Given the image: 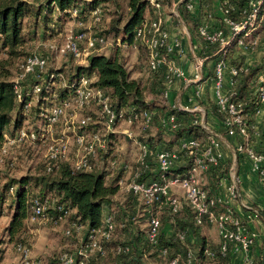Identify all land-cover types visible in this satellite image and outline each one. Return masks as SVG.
Instances as JSON below:
<instances>
[{
  "label": "built area",
  "instance_id": "1",
  "mask_svg": "<svg viewBox=\"0 0 264 264\" xmlns=\"http://www.w3.org/2000/svg\"><path fill=\"white\" fill-rule=\"evenodd\" d=\"M147 1L155 12L161 10L163 0ZM52 6L57 9L54 3ZM192 6V2L186 5L188 10ZM229 9L233 10L235 17L229 16ZM219 10L220 25L211 26L205 21L198 23L197 30L201 40L206 45L217 48L222 55L228 53L233 43L245 49L256 47L258 39L254 34L260 28L264 29V0H245L243 7L233 6L230 0H220ZM66 11L71 19L76 21L78 28L69 30L60 44H50L49 48L59 56H68L79 60L81 65H87L88 58L101 53L107 40L98 31H86L83 18L89 14L94 26H97L101 22V8L96 5L83 10L74 5ZM157 14L153 19H144L137 25L135 35L147 48L149 68L162 71L164 88L160 91V97L166 100L173 79H187L183 70L174 62L175 56L182 53L181 41L179 38L170 39L161 15ZM199 64L201 65V61ZM47 67L46 54L31 53L18 64L17 72L10 80L15 106L20 111L22 120L18 127L12 126L2 134L0 166L13 167L17 163L16 151L23 146H29L43 149L41 163L47 173L52 172L64 161L70 162L72 171L87 172L93 169L98 154L106 149L110 135L122 134L135 143L137 153L135 166L128 163L119 165L120 169L130 176L121 177L118 184L131 194L133 199H139L147 209L145 239L152 248H157L159 254L166 257L168 248L159 246V211L166 207L171 214H179L186 208L192 213L195 224L207 223L214 226L219 239V253L229 254L225 264H235L232 260L234 255L241 256L239 264H253L252 247L257 240V233L250 226L253 215L245 210L257 213L250 209L252 206L242 197L241 179L237 174L236 165H230L222 172L220 137L208 131L203 140L194 137L179 140L178 149L151 148L147 142L138 140L127 127L122 128L121 124L137 125L144 130L151 122L152 111H132L130 117L125 118L124 111L115 110L109 93L96 86L93 77L79 74L72 81H67L61 72H49ZM226 70L229 71L231 85L228 94L222 92V79ZM238 73L236 67H227L222 57L215 62L212 77L215 105L218 111L226 114L223 120L226 134L238 139L235 148L237 157L250 162V170L264 190V128L258 130L252 122H247L243 114L244 100L236 96L232 98ZM57 88H62L65 93L60 96ZM252 96L258 105L264 103V72H257L255 75L253 86L246 97ZM170 107L178 108L176 104ZM94 110H97L96 118L92 114ZM190 111L200 112L201 109L193 106ZM199 123L205 128L200 119ZM160 124L171 129L179 125L177 118L172 114L162 118ZM182 152L192 156L189 168L184 174L170 175L171 170L183 163ZM151 160L155 164L156 178L141 179L143 172L146 174L150 171ZM110 163L113 166L117 161L114 159ZM210 175L218 177L219 180L228 179L225 195L218 194L211 187H205ZM173 189L180 192L181 196ZM13 191L14 186H10L9 192L12 194ZM28 203L29 221L49 218L56 224L65 220L70 213L65 204L56 199L33 195ZM260 209L264 210V205ZM50 211H53L55 216H51ZM114 229L115 223L111 214L105 215L102 225L93 229H85L74 222L68 223L64 231L66 235H80L84 232L74 252H65L59 256L60 263L86 264L91 259L105 256L113 250L116 253H130L132 246L129 243L118 244L116 247L107 245ZM177 236L182 242L186 240L184 231L178 232ZM14 251L19 256V264H53L43 263L38 257L32 256L30 249L21 243L14 246ZM192 253L190 249L187 250L186 264H192ZM207 255L214 259L216 253L209 251ZM176 262L177 258L174 257L168 264Z\"/></svg>",
  "mask_w": 264,
  "mask_h": 264
},
{
  "label": "trees",
  "instance_id": "2",
  "mask_svg": "<svg viewBox=\"0 0 264 264\" xmlns=\"http://www.w3.org/2000/svg\"><path fill=\"white\" fill-rule=\"evenodd\" d=\"M80 1L81 0H44L40 1L41 5L34 9L31 6L30 1L0 0V55H6L8 59L19 58L20 56L26 55L19 60V64L29 55H27L26 49L28 44L35 37L37 29L40 27H47L48 22L51 20L50 14H53V10L57 11L56 13L59 16L70 17V14L66 10L74 5L79 6ZM98 1L99 0H93L87 2L85 3L86 7L91 9ZM189 2H191V0H183L179 3L178 13L194 39H196V41L199 40L200 42L202 40L198 34L197 27L195 24L191 23L190 15L186 7ZM52 3L57 6V9L52 6ZM230 3L233 6L243 7L245 0H230ZM127 5L129 15L121 26L119 25L120 16L118 15L117 18L112 21L109 33L112 34L114 40H117L120 37L122 45H125L126 47H135L136 59L132 67L130 69L126 67L123 49L119 48L120 46H117L113 50V53L108 56L101 53L91 55L88 58V64L79 66L75 72L81 71L86 73L87 76L93 77L95 80L94 84L105 89L109 93L113 107L116 111L123 110L125 118L130 117L132 111L135 113H139L143 110L152 111L153 115L150 124L144 130L140 128L141 134L138 138L140 141L147 142L151 148H155L162 144L164 150H173L178 149L179 140L188 137L203 140L209 132L199 123L200 117L198 116L200 114L198 112H190L180 108L171 109L168 104V99L164 100L160 98L161 100H158L155 98L157 93L160 96V91L164 88L162 71H153L149 68L147 48L143 41L136 38L135 35V28L146 19L144 11L146 6H150V4L147 0H128ZM157 13H159V11L156 12V14H153L151 18L147 19H153L158 15ZM229 16L235 17L233 10L229 9ZM100 34L106 38L103 33ZM106 40L108 39L106 38ZM202 43L206 45L205 42L202 41ZM224 61L227 64V67H236L238 69L239 73L235 77L236 81L233 86L235 94L232 98L236 96L238 99L244 100V117L247 122H252L251 116L253 115L250 116V114H254L255 110L259 108L260 105L255 102L253 96L252 98L246 96L249 95V90L253 86L254 77L260 67L255 65L244 69L237 59L229 58L228 60L224 59ZM145 67H147V71ZM1 73L2 72H0V74ZM6 75L4 72L3 75L1 74L2 77H0V146L3 132L9 130L12 126L13 128L18 127L22 120L20 111L15 106L12 83L5 77ZM66 76L67 81H72L73 78H75L70 77L68 73ZM56 91L60 96L65 93L62 88H57ZM149 95L153 97V100L149 98ZM214 106V113L223 121L226 114L218 111L217 106ZM92 114L96 118L97 110H94ZM168 114H172L177 118L179 124L177 128L171 129L160 124V120ZM193 120H196V122H192ZM96 126H99V124H96ZM226 133L227 131L224 132V134ZM117 136L118 134H111L106 149L102 151L106 154L105 169H108L111 173V176L108 179H106L107 173H105L104 170H99L95 165L92 170L87 172L72 171L70 162L64 161L60 162L59 166L56 169H53L52 172L47 173L44 171L43 164L41 162L39 163L40 167L38 170H41L46 175L55 174L53 179L49 182L44 180L43 183L42 180V184L52 191L54 197L50 199H56L59 203L65 204V207L70 212L65 220L59 221L58 223H65V227L67 228L68 223L74 222L85 229H93L102 225L105 215L111 214L115 223V229L107 245L110 247H116L118 244L129 243L132 246V251L130 253H116L113 250V252H108L105 256L91 259L86 264H140L141 253L143 250L140 245L143 243L150 247L157 257L165 259L167 264L169 260L174 257L177 258L176 264H186L188 249L193 252L192 264H201V261L202 264H204L203 262L205 261H207L206 264H225L229 259V254L226 253L225 255H222L219 253V239L217 242H214L203 234L202 228L211 225L207 223L202 225L195 224L192 213L186 208H184L179 214H171L166 207L162 209L164 210V213L171 216L172 219L173 217H176V221L179 222L181 226L177 231L172 230L166 235L163 229V224H160L159 246L168 248L166 257L161 256L157 248H152L147 243L145 239L147 228L146 221L144 228L140 227L141 230L139 231L137 227L139 217L142 213L140 209L137 208V202L132 198L131 194L127 193L130 197L125 199L122 203L115 202L111 198L120 189L118 180L121 177L128 178L130 176V174L127 172L124 173L119 167L120 164L128 162L121 160L119 154L114 155L112 151H109L114 149L111 145L114 144ZM27 147L29 146H23L20 150ZM182 157L183 163H180L176 168L171 170L170 175L184 174L189 168L192 162V156L189 153L182 152ZM114 159L117 163L112 166L110 161ZM128 164L130 166H135V158L133 164ZM154 166V163L153 165L150 164V171L146 174L143 172L140 178H146L148 180L155 179L156 173ZM224 171L226 170L223 168L222 172ZM28 179L29 178L23 176L16 182L18 183V188L15 189V199L13 201L14 210L9 224L6 227L9 238L11 240H20L18 243L25 246L26 244L22 241L23 237H21V232L24 223L29 216V203L27 200L26 188ZM218 181V177L214 179L213 183L208 181L205 184V187L215 189L218 185ZM10 186L13 185H5L2 194H0L1 204L6 200L5 193H9ZM252 208L259 209L264 214L263 209L257 208L253 205ZM144 209L147 211L146 208ZM245 211L249 212L254 217L261 218L254 212L249 210ZM160 213L161 212H159L160 220H162ZM50 215L55 216V213L50 211ZM183 231L186 233V240L184 242L180 241L177 236L178 232ZM73 234L65 235L73 236ZM262 248L263 245L259 248L257 241L254 243L252 247L253 264L262 263ZM74 250L66 253H72ZM209 251L216 253L214 259L208 257L207 253ZM61 254L62 253H60L59 256ZM109 254H111L112 257H115V260L110 261ZM59 256L54 262H46L43 260L42 262L61 264Z\"/></svg>",
  "mask_w": 264,
  "mask_h": 264
},
{
  "label": "rangeland",
  "instance_id": "3",
  "mask_svg": "<svg viewBox=\"0 0 264 264\" xmlns=\"http://www.w3.org/2000/svg\"><path fill=\"white\" fill-rule=\"evenodd\" d=\"M30 1L31 6L35 9L37 6L41 5L40 1L44 0H25ZM93 0H81L79 2V6L81 9L87 10L86 4L87 2H91ZM214 1L216 0H202V15L204 18L209 14L211 8L213 7ZM171 3V2H170ZM167 0H163V4L161 9L171 18L173 21L174 26L178 28L179 36H183V27L177 22L176 17L172 15L171 9L172 5ZM128 0H106L102 1L99 0L96 5H99L101 8V22L94 26L91 17L89 14L83 18L84 21V29L86 31L103 33V35L108 39L107 44L105 47L101 49V54L110 55L113 53V50L120 46L119 48L123 49V54L125 58V63L127 68H131L135 59H136V49L134 46L126 47L122 45L120 37L117 40H114L112 34L109 33L111 23L117 16H120V26L123 24L127 16L129 15L128 10ZM95 5V6H96ZM43 12V11H42ZM57 11L53 10V14H50V22H48L47 27H40L37 29L35 37L31 40V42L27 46V55L39 52L46 54L48 56V67L47 70L54 71V72H61L65 79H67L66 74L68 73L70 77H76L80 75H86L84 72H75L76 69L81 66L79 60H75L68 56H59L57 53L54 52L53 49L49 48L50 44H60L64 38L66 33L69 30H76L78 26L76 25V21L72 20L69 16H59ZM161 15V11H159ZM153 14H156L155 10L151 8L149 5L146 6L144 11L145 18H151ZM122 19V20H121ZM204 21V20H203ZM206 22V21H205ZM119 23V21H118ZM198 25H196L197 27ZM260 31L254 34L256 39H260V37L264 36V32ZM264 31V30H263ZM26 56V55H24ZM24 56H20L19 58L8 59L6 55H0V72L3 75L5 72V77L10 81L12 77L15 75L17 64L21 58ZM147 71V67H145ZM0 74V77H2ZM151 100L153 97L149 95ZM158 100H161L159 94L155 97ZM154 98V99H155ZM156 99V100H157ZM121 127H127L131 130L136 138L138 139L141 132L140 128L137 125H133L132 127L129 125L121 124ZM123 130V129H121ZM114 149L109 150L112 151L114 155L119 154L121 160L133 164L134 158L137 153V147L132 140L126 139L122 134H118L115 138L114 144L111 145ZM43 149L40 147H27L23 148L22 150L16 151L15 156L17 158V163L12 167L8 168L5 166H0V194L4 190L5 185L12 184L14 186L13 193H5L6 200L1 204L0 203V256L1 261H4L5 264H8V260H13V264H19V256L14 252V246L18 241L16 239H10L8 233L6 231V227L9 224L11 215L14 210V199H15V189L18 187L17 180L20 177H27L28 183L26 184L27 188V200L29 202L31 196L39 195L41 197L52 198L54 197L52 191L42 184V180H47L48 182L53 179L55 174L46 175L39 169V163L42 160ZM106 154L100 152L94 160V164L99 170H104L106 175V179L110 178V171L105 169L106 166ZM150 162H153L151 160ZM153 165V163H150ZM241 191V190H240ZM178 196H181L180 192L176 191ZM242 194V192H241ZM129 194L120 187L119 191L111 197L115 202H124L127 199ZM244 199V196L242 194ZM245 200V199H244ZM137 202V208L141 211V216L139 217L138 222V230L140 231V227L144 228L145 221H146V211L143 207V204L139 199L135 200ZM142 209H144L142 211ZM162 216L161 224L168 225L171 227L173 231H177L180 229V223L177 222L176 217H172L166 215L165 213H160ZM166 217V218H165ZM253 221L256 218L253 216L251 217ZM259 227H256V230L260 233L261 237L258 242L259 248L263 245L262 253L264 250V220L260 219L258 221ZM65 223H58L55 224L51 221V219H40L37 221H29L26 219L24 223V227L22 230L23 237L22 241L25 242L26 246L30 249L31 255L34 257H38L40 260L43 261H56V258L59 256L60 253L63 252H71L75 249L77 244L80 241V236L83 234L84 231L78 234H73V236H66L64 234L65 230ZM202 231L205 232L206 236L210 240H215L217 242V232L214 226L203 227ZM142 250V256L140 264H167L165 259H161L157 257V255L153 252V250L148 247L145 243L140 245ZM135 251V250H134ZM14 253V254H13ZM262 253H261V260H262ZM110 261L115 260V257H112L111 254L108 255ZM6 259V260H5ZM8 259V260H7ZM182 263V262H181ZM199 263V262H198ZM204 264L207 261L203 262ZM202 264V261H201ZM262 264V263H261Z\"/></svg>",
  "mask_w": 264,
  "mask_h": 264
},
{
  "label": "crops",
  "instance_id": "4",
  "mask_svg": "<svg viewBox=\"0 0 264 264\" xmlns=\"http://www.w3.org/2000/svg\"><path fill=\"white\" fill-rule=\"evenodd\" d=\"M172 5V15L176 17V20L182 27L184 35L179 36V31L176 26H174L171 18L161 9V17L163 25L169 33L170 39L179 38L182 44V53L176 55L174 58L175 65L183 70L185 80L173 79L169 86L168 94V104H176L179 107L184 108V110H189L193 106H197L201 109L198 112L200 115V120L204 127L218 137L221 140V151L222 160L221 166L225 170L230 165H236V171L241 179L240 190L244 196L245 201L249 205L256 206L257 208L263 207L264 205V190L258 182L257 177L250 170V162L245 160V158L237 157L235 153V148L237 145V137L224 134L226 131L224 122L217 117L214 113L215 105V94L213 90V69L214 64L219 58H224L228 60L237 59L242 68L246 69L255 65L260 67L258 72H264V36L258 39V44L253 49H245L243 47L237 46L233 43L227 54L222 55L217 51V48L213 46H207L194 39L188 30L186 24L182 21L178 13V6L180 0H167ZM193 6L188 10L190 15V20L192 24L198 25V23L203 20L206 21L211 26H218L221 22V11L219 10L220 0L214 1L213 7L209 14L204 18L202 15V0H191ZM260 31L257 30L256 33ZM261 32H264L261 30ZM201 61V65L199 64ZM229 71L226 70L222 79V92L228 94L231 90L230 85V75ZM192 112V111H190ZM204 117V122H203ZM252 123L255 128L261 130L264 128V103L261 104L259 111L252 116ZM156 150L163 149L162 144L155 147ZM216 176H211L208 178L210 183L214 182ZM228 179H220L218 181L215 191L220 195H225L226 185ZM176 192V189H173ZM144 209H142L143 211ZM159 212L164 213V210ZM241 214L244 212L240 211ZM166 218V217H165ZM256 220H251L250 226L257 233V243L260 240V233L256 230L259 227L258 221L262 218L255 217ZM164 232L166 235L172 231L171 227L168 225H163ZM204 235L205 232H203ZM218 240V237H217ZM213 241H216L213 240ZM15 252V251H14ZM14 254V253H13ZM240 255H234L232 260L235 264H239ZM6 260V259H5ZM8 260V259H7ZM1 264H5L1 261ZM8 264H13V260H8ZM16 264V263H15Z\"/></svg>",
  "mask_w": 264,
  "mask_h": 264
},
{
  "label": "water",
  "instance_id": "5",
  "mask_svg": "<svg viewBox=\"0 0 264 264\" xmlns=\"http://www.w3.org/2000/svg\"><path fill=\"white\" fill-rule=\"evenodd\" d=\"M183 0H180L179 3H181ZM193 112H196V111H193ZM203 122H204V117H203ZM252 210H254L263 220H264V214L258 210V209H254V208H250ZM262 264H264V250H263V253H262Z\"/></svg>",
  "mask_w": 264,
  "mask_h": 264
}]
</instances>
